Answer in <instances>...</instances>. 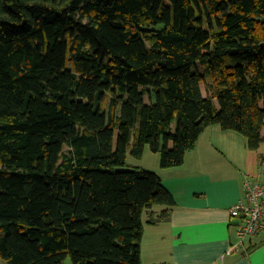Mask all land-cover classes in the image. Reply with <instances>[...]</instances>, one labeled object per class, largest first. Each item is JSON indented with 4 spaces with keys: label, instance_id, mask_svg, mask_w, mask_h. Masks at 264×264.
<instances>
[{
    "label": "trees",
    "instance_id": "obj_1",
    "mask_svg": "<svg viewBox=\"0 0 264 264\" xmlns=\"http://www.w3.org/2000/svg\"><path fill=\"white\" fill-rule=\"evenodd\" d=\"M213 124L262 142L264 0H0V259L143 264L176 200L115 168L180 166Z\"/></svg>",
    "mask_w": 264,
    "mask_h": 264
},
{
    "label": "crops",
    "instance_id": "obj_2",
    "mask_svg": "<svg viewBox=\"0 0 264 264\" xmlns=\"http://www.w3.org/2000/svg\"><path fill=\"white\" fill-rule=\"evenodd\" d=\"M261 135L259 148L251 149L239 131L213 124L182 165L162 168L156 153L151 169L176 204L168 207L165 220L150 223L146 217L143 264H264V232L248 238L245 250L230 251L237 239L230 208L242 197L246 178L264 180V127ZM165 208L154 205L152 210L158 216ZM248 247L253 248L246 251Z\"/></svg>",
    "mask_w": 264,
    "mask_h": 264
},
{
    "label": "built area",
    "instance_id": "obj_3",
    "mask_svg": "<svg viewBox=\"0 0 264 264\" xmlns=\"http://www.w3.org/2000/svg\"><path fill=\"white\" fill-rule=\"evenodd\" d=\"M243 189L242 197L230 208L237 235L236 242L230 249L234 252L245 250L248 238L264 232V180L248 177Z\"/></svg>",
    "mask_w": 264,
    "mask_h": 264
},
{
    "label": "rangeland",
    "instance_id": "obj_4",
    "mask_svg": "<svg viewBox=\"0 0 264 264\" xmlns=\"http://www.w3.org/2000/svg\"><path fill=\"white\" fill-rule=\"evenodd\" d=\"M199 69H201L200 65L198 64L197 66ZM204 92H206L204 86H203ZM147 149V148H146ZM146 153L144 154L143 157L137 158L134 155H132L129 151L127 153V166L125 167H116L115 169H121V168H139V169H149L152 170L151 167H153L155 160L153 159L156 155L153 151H151L148 148V151H145ZM157 158V157H156ZM150 167V168H147ZM70 263V259L68 260ZM0 264H7L4 260L0 259Z\"/></svg>",
    "mask_w": 264,
    "mask_h": 264
}]
</instances>
